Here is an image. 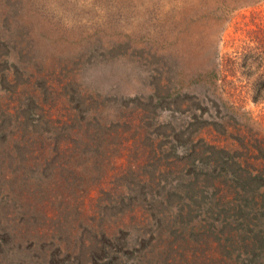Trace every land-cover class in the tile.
Here are the masks:
<instances>
[{
	"label": "rangeland",
	"instance_id": "obj_1",
	"mask_svg": "<svg viewBox=\"0 0 264 264\" xmlns=\"http://www.w3.org/2000/svg\"><path fill=\"white\" fill-rule=\"evenodd\" d=\"M263 34L264 0H0V264H264Z\"/></svg>",
	"mask_w": 264,
	"mask_h": 264
},
{
	"label": "trees",
	"instance_id": "obj_2",
	"mask_svg": "<svg viewBox=\"0 0 264 264\" xmlns=\"http://www.w3.org/2000/svg\"><path fill=\"white\" fill-rule=\"evenodd\" d=\"M260 47L261 49H259L258 53H252L248 55V63L249 64H260L261 66V72L258 73L256 72L254 75V77L251 80H248L247 82L249 84H251L248 88H247V92H249V89H254L257 92H264V34L262 36V38L260 39ZM237 57H233V59L230 58H225L223 60V62L220 64L222 66V80H228V83L231 84L232 83V78L235 77V75L238 73L237 72V68L235 67L237 65V61H236ZM258 73V74H257ZM228 84V85H229ZM255 98V97H253ZM256 99V98H255ZM259 155L254 156L255 158L261 157L263 156L262 152L258 153ZM255 171L256 173L252 174V172ZM233 175L236 176V178L240 181H242L244 184H252L258 182V181H264V168L263 167H256L255 164H249V167L247 168L246 166L243 167H239L236 170V173H234ZM237 213L239 215L242 214V216L244 217V211L243 210H236ZM224 214L226 215V210H223ZM226 216L224 217L222 221V229L221 231H223V229H225V227L227 226L226 223ZM197 231V232H196ZM193 232V235H195L196 237V241L199 244H204L205 245V249L202 250L201 255L204 257V259H207V256H209V254H207V252H210V243L207 242V240H211V241H219L220 238H218L217 236H215V234L220 233V229L218 230H204V229H198ZM184 241H186L187 239L182 235L181 237ZM259 236L257 233H253L251 236H249L248 240H241L242 244L245 245H241L243 248L244 253L246 254L248 251L249 252H258L262 245H263V240H259L258 239ZM234 240V239H232ZM235 243H229L228 245L224 246L223 249H219V246H217V248H215L214 250H218L221 251V254H223L222 256L227 257L228 259H230V255H232V247H234ZM226 251V252H225ZM205 252V253H204ZM230 255H229V254ZM242 252H240L239 254H241ZM214 258V255H212ZM234 256V255H232ZM239 256V255H238ZM238 256L233 260V263H231L229 260L225 261L223 259H219L217 260L218 264H238L239 261L238 260ZM244 264H247V262H245ZM254 264H258L257 262H254Z\"/></svg>",
	"mask_w": 264,
	"mask_h": 264
}]
</instances>
